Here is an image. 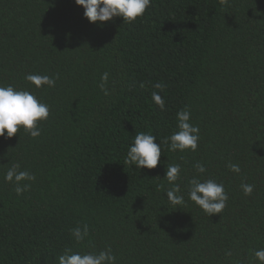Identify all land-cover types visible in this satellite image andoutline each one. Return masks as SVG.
Here are the masks:
<instances>
[{"label":"trees","instance_id":"obj_1","mask_svg":"<svg viewBox=\"0 0 264 264\" xmlns=\"http://www.w3.org/2000/svg\"><path fill=\"white\" fill-rule=\"evenodd\" d=\"M83 13L75 0H0V86L28 90L50 108L40 136L21 127L0 137V264H56L65 249L106 246L116 264H258L264 0H151L132 23L89 22ZM105 72L108 95L99 86ZM28 74L58 78L36 88ZM185 106L200 130L197 150L169 151L163 141L178 130ZM141 131L160 143L156 168L124 164ZM14 163L36 176L19 196L4 179ZM171 164L181 166L182 209L166 198ZM197 175L223 183L220 214L208 216L188 198ZM84 225L89 234L77 243L71 229Z\"/></svg>","mask_w":264,"mask_h":264},{"label":"clouds","instance_id":"obj_2","mask_svg":"<svg viewBox=\"0 0 264 264\" xmlns=\"http://www.w3.org/2000/svg\"><path fill=\"white\" fill-rule=\"evenodd\" d=\"M225 3L226 0H221ZM77 5L84 9L83 15L89 22L102 23L110 21L119 16L123 21L132 23L138 17L143 16L145 10L151 5V0H75ZM109 74L103 73L101 84L99 85L105 95L109 94L105 84L108 81ZM49 75L28 74L25 79L36 88L43 86L54 87L56 79ZM140 87H144L141 83ZM156 89L163 92L165 84L156 83ZM152 100L162 110L165 107L164 98L159 92H152ZM50 108L47 104L41 102L33 93L28 90L17 89L12 85L0 86V137L10 138L16 134L21 127L33 138L40 136L41 131L39 122L48 119ZM177 129L163 141L168 145L169 151H196L200 139L199 127L190 122L191 112L185 106L176 114ZM156 136L143 131L137 133L134 141L129 145L124 164L135 165L137 169L156 168L160 163L161 146L156 142ZM195 169L198 174L206 172L203 164L197 162ZM230 171L240 173L239 164L229 163L227 165ZM180 164H171L167 166L164 175L172 187L166 190L168 202L174 206V209L181 208L184 205V196L181 193L180 186L175 182L180 178ZM4 179L14 185L16 194L22 195L31 187L32 181L36 176L27 170H21L18 163H14L6 171ZM241 188L245 195H251L253 185L242 184ZM188 198L199 206L203 212L211 216L220 214L227 205L228 194L225 191L223 183H218L215 179L209 178L201 180L199 175L194 176L189 181ZM72 235L77 243H81L89 234L87 225L71 229ZM230 255V253H229ZM258 264H264V248H260L253 253ZM56 264H116V256L112 253L110 246L99 252L73 251L71 248L65 249L60 255L55 257Z\"/></svg>","mask_w":264,"mask_h":264}]
</instances>
